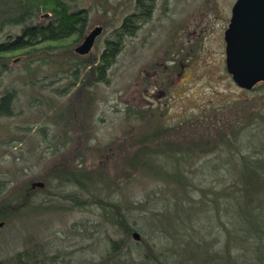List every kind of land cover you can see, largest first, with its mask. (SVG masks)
Here are the masks:
<instances>
[{"label":"rangeland","instance_id":"1","mask_svg":"<svg viewBox=\"0 0 264 264\" xmlns=\"http://www.w3.org/2000/svg\"><path fill=\"white\" fill-rule=\"evenodd\" d=\"M236 1L154 0L108 83L86 70L74 85L75 65L100 56L137 0H69L87 11V34L103 28L91 52L71 54L82 42L71 40L8 61L0 264L25 252L30 264H264V232L249 238L239 215L263 205L242 178L245 160L264 162V131L251 119L264 111V81L242 89L226 69ZM20 30L6 28L0 42Z\"/></svg>","mask_w":264,"mask_h":264},{"label":"trees","instance_id":"2","mask_svg":"<svg viewBox=\"0 0 264 264\" xmlns=\"http://www.w3.org/2000/svg\"><path fill=\"white\" fill-rule=\"evenodd\" d=\"M68 1L0 0V32L9 27L21 28L20 33L15 37L0 42L1 71L8 69V61L16 54L32 55L41 50H54L58 47H64L67 41L72 40L74 44L83 41L87 35L88 13L85 9L71 10ZM153 10L154 0H137L136 11L125 16L121 24L112 30L111 36L106 40V47L100 56L92 61L84 59L81 63L75 65L74 76L76 81L73 84L77 85L81 82L83 77L80 78V76L86 70H89L88 72L92 75L95 84L108 83L110 80L109 70L123 50L126 38L135 35L142 22L151 17ZM44 13H50L52 15L51 19L40 23L30 22L34 17ZM70 52L78 57L85 56L76 53L75 48ZM13 102L14 93L12 91H7L0 97V116L13 114ZM252 118L260 124L257 128L258 131L261 129L264 131V111L252 113ZM227 136H221V141ZM182 152V157H177V160L187 159L188 156L192 155L190 149ZM262 165H264V162L258 158H251V160H245L243 166V171L247 172V175L243 174L244 183L252 185L253 191H257V193H264V174H262L264 168H262ZM75 175L77 176L76 173ZM175 175V181L182 182L183 176L180 171L176 172ZM28 190L30 191L31 188ZM257 198V200H260V204H263L257 205L261 213L253 212L250 214L249 211H245V213L243 211L242 214H239L245 222V235L249 238L252 235L260 236L264 232L260 230L264 226L262 212L264 210V199L262 195ZM5 208V205L0 206V214L3 217L6 216L3 215ZM132 230L133 228L130 227L128 232L130 233ZM25 257H30V255H27L26 252L20 253L17 255L15 263L6 262L5 264H27L23 262ZM220 258V264H225L227 261H229L227 264H236L232 261L230 263V260L225 259L224 256H220Z\"/></svg>","mask_w":264,"mask_h":264},{"label":"water","instance_id":"3","mask_svg":"<svg viewBox=\"0 0 264 264\" xmlns=\"http://www.w3.org/2000/svg\"><path fill=\"white\" fill-rule=\"evenodd\" d=\"M102 31L101 26L91 30L75 47V52L80 55L89 54ZM224 40L226 69L234 82L246 90L263 82L264 0H237L232 7ZM134 237L140 238L138 233H134Z\"/></svg>","mask_w":264,"mask_h":264},{"label":"flooded vegetation","instance_id":"4","mask_svg":"<svg viewBox=\"0 0 264 264\" xmlns=\"http://www.w3.org/2000/svg\"><path fill=\"white\" fill-rule=\"evenodd\" d=\"M262 83V82H261ZM256 86V85H255ZM254 86V87H255ZM253 87V88H254ZM30 261H32L33 262V258H31V259H28V263H27V260L26 261H23V262H25V263H27V264H30ZM11 263H15L16 262V259L15 260H12V261H10ZM31 264H33V263H31Z\"/></svg>","mask_w":264,"mask_h":264}]
</instances>
